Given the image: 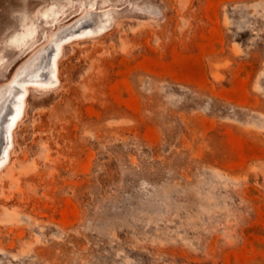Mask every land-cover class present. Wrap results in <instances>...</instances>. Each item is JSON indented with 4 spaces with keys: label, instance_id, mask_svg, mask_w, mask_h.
<instances>
[{
    "label": "rangeland",
    "instance_id": "rangeland-1",
    "mask_svg": "<svg viewBox=\"0 0 264 264\" xmlns=\"http://www.w3.org/2000/svg\"><path fill=\"white\" fill-rule=\"evenodd\" d=\"M22 77L0 264H264V0H0Z\"/></svg>",
    "mask_w": 264,
    "mask_h": 264
},
{
    "label": "bare ground",
    "instance_id": "bare-ground-1",
    "mask_svg": "<svg viewBox=\"0 0 264 264\" xmlns=\"http://www.w3.org/2000/svg\"><path fill=\"white\" fill-rule=\"evenodd\" d=\"M80 27L81 29L79 32H76V29ZM86 25L80 24L76 28L74 27H67L65 32L83 35L86 33ZM59 56V45L54 43L50 46V49L44 52L43 55L40 57V61L43 67H54L56 64V58ZM36 80L45 79L44 73L42 76L36 74ZM57 77L53 74L51 79L49 80L48 84L56 83ZM28 81L27 77H22V79L15 80L11 84H9V88H13L15 85L20 86V90L13 94L12 99H8L4 102V105H7V111L3 112V107H0V167L5 164L9 152V148L12 144L11 139V128L15 124L16 120L21 115L23 111V92L24 86L23 83Z\"/></svg>",
    "mask_w": 264,
    "mask_h": 264
}]
</instances>
